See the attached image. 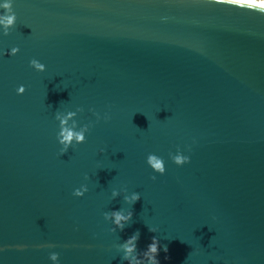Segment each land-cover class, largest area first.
<instances>
[{
	"label": "water",
	"instance_id": "water-1",
	"mask_svg": "<svg viewBox=\"0 0 264 264\" xmlns=\"http://www.w3.org/2000/svg\"><path fill=\"white\" fill-rule=\"evenodd\" d=\"M14 10L0 29V49H21L0 55V264H52L47 244L62 264H128L117 245L137 229L139 250L159 237L161 264H264V13L198 0ZM77 105L80 123L95 121L92 107L111 119L60 154L55 112ZM189 144L191 162L175 164L169 152ZM153 151L167 161L155 180ZM83 182L89 192L73 196ZM122 185L141 199L111 200ZM120 207L132 221L112 233L103 212Z\"/></svg>",
	"mask_w": 264,
	"mask_h": 264
},
{
	"label": "clouds",
	"instance_id": "clouds-1",
	"mask_svg": "<svg viewBox=\"0 0 264 264\" xmlns=\"http://www.w3.org/2000/svg\"><path fill=\"white\" fill-rule=\"evenodd\" d=\"M198 2L206 4L208 6L215 5H236L242 8L248 9H258L261 13H264V0H198ZM0 29L3 30L4 35H8L11 29L15 26L17 21V13L15 9V0H0ZM162 20H167V16H162ZM21 51L20 46L16 45L10 49H0V55H10L14 56ZM29 66L36 70L37 72H46L48 70V65L42 61L40 58L32 57L29 60ZM27 85L21 83L17 88V94H23L27 91ZM50 107V105H49ZM85 111L82 105H77L71 108H59L55 112L54 118L58 121V130L56 132V139L61 146L59 151L60 154L67 152L69 147H75L77 145L83 144L88 139V134L94 127L95 123L100 120H110L111 113L105 111L101 113L96 108L92 107L89 111L95 116V121L89 119L87 122L80 123L75 118L80 112ZM71 121V123H70ZM195 142V140L193 141ZM101 153L105 152L104 148H100ZM192 146L191 144L187 146L177 145L175 151L169 152V157L171 160L179 165L183 166L188 164L192 160L191 156ZM146 163L153 170L152 179H157L155 174L163 175L167 171V161L166 158L159 154L158 152H149L146 157ZM85 181L90 180L88 173L84 174ZM90 190L89 183L83 182L79 186L75 187L72 191V195L75 197H84L86 193ZM123 194V199L128 204L132 205L136 201L141 199V193L138 191H129L127 185L116 186L111 188L110 199L113 200L118 196ZM133 210L131 208H115L112 210H105L103 212L104 219L109 222V231L115 233L117 229L121 231L132 221ZM151 232H158L159 227L152 225L149 227ZM140 239V231L137 229L132 235H130L126 240L117 245V250L122 253V260L127 261L128 264H161L159 259V252L161 250V241L158 236H152L151 242L143 250L138 249V241ZM47 248L52 249L48 252V259L52 264H62L61 252L54 250L56 248L55 244L45 245ZM163 251L167 253L169 251L168 246L163 245ZM169 256H165V260L169 259Z\"/></svg>",
	"mask_w": 264,
	"mask_h": 264
}]
</instances>
